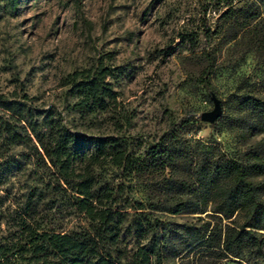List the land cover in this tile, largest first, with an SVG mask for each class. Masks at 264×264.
Returning a JSON list of instances; mask_svg holds the SVG:
<instances>
[{
	"label": "rangeland",
	"instance_id": "1",
	"mask_svg": "<svg viewBox=\"0 0 264 264\" xmlns=\"http://www.w3.org/2000/svg\"><path fill=\"white\" fill-rule=\"evenodd\" d=\"M256 5L253 0H0V95L26 93L32 105L61 119L72 133L96 142L118 138L140 159L150 143L171 131L191 145L242 149L264 137L240 140L230 102L242 91L264 98V42L249 32L256 26L264 38L263 7L249 26L238 12ZM208 55L215 59L209 66ZM99 68L110 70L106 81L116 100L107 111L76 107L78 95L64 85L65 78L76 71L94 76ZM212 96L222 113L210 123L200 115L213 109ZM185 116L189 123L182 124ZM93 149V142H85V151ZM31 153L28 145L10 146L0 138V245L27 241L30 230L23 222L59 233L85 225L54 188L50 170ZM96 171L111 184L124 181L125 195L149 199V170L126 178L105 162ZM29 196L35 208L23 221L19 213ZM133 231L123 228L121 249H135ZM15 253L17 264L34 263L30 252ZM56 259L49 254L46 264Z\"/></svg>",
	"mask_w": 264,
	"mask_h": 264
},
{
	"label": "trees",
	"instance_id": "2",
	"mask_svg": "<svg viewBox=\"0 0 264 264\" xmlns=\"http://www.w3.org/2000/svg\"><path fill=\"white\" fill-rule=\"evenodd\" d=\"M253 1L258 4L254 9H238L246 26L261 14L260 7L264 11V0ZM249 32L263 44L256 26ZM184 40L181 34L180 42ZM188 40L196 45L195 38ZM214 60L208 55V66ZM110 74L99 68L94 76L88 71L67 75L64 85L70 84L79 98L75 106L107 111L116 100L106 81ZM31 98L26 93L0 95V138L10 146L28 145L32 156L50 170L57 192L86 222L65 233L23 222L29 239L0 245V264H17L15 250L20 255L30 252L33 264H46L49 254L56 256V264H264V137L242 149L223 151L208 142L191 145L171 131L150 143L140 159L118 138L96 142L72 133L61 119L32 105ZM230 102L240 140L264 134V98L242 91L233 93ZM189 120L185 116L180 122ZM85 142H93L94 149L85 151ZM105 162L126 178L149 170V199L125 195L124 181L100 180L96 170ZM23 208L19 218L25 221L24 215L35 208L30 196ZM177 216L190 219L173 220ZM125 226L134 230V250L120 248Z\"/></svg>",
	"mask_w": 264,
	"mask_h": 264
},
{
	"label": "water",
	"instance_id": "3",
	"mask_svg": "<svg viewBox=\"0 0 264 264\" xmlns=\"http://www.w3.org/2000/svg\"><path fill=\"white\" fill-rule=\"evenodd\" d=\"M212 101L214 104L213 109H211L210 111H205L201 113L200 115L201 120L207 121L210 123H213L215 120H217L221 116V113H222L220 101L214 96H212Z\"/></svg>",
	"mask_w": 264,
	"mask_h": 264
}]
</instances>
